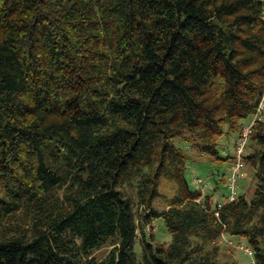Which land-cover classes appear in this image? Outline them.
<instances>
[{
  "label": "trees",
  "instance_id": "16d2710c",
  "mask_svg": "<svg viewBox=\"0 0 264 264\" xmlns=\"http://www.w3.org/2000/svg\"><path fill=\"white\" fill-rule=\"evenodd\" d=\"M263 96L264 0H0V264H236L231 238L264 264V121L251 200L192 188L177 143L228 187Z\"/></svg>",
  "mask_w": 264,
  "mask_h": 264
},
{
  "label": "rangeland",
  "instance_id": "374dc122",
  "mask_svg": "<svg viewBox=\"0 0 264 264\" xmlns=\"http://www.w3.org/2000/svg\"><path fill=\"white\" fill-rule=\"evenodd\" d=\"M249 125V121L246 122ZM236 135L230 136L228 139L226 136L220 141V155L223 159H227L230 156L235 155V142ZM177 143L180 147H183L191 156L196 158V160H191L189 163V168L187 171V179L192 188L202 190L204 194L214 198L215 204L226 203L232 195V191L227 187L226 184L220 182V176H228V168L224 164H219L218 160L213 158L202 159L199 155L190 151L186 146L181 145L178 141ZM246 176L240 179L238 187V195H245L249 200L253 198L255 191V176L254 169L247 167L245 170ZM201 179L204 184L199 186L196 184V180ZM163 194H168L172 196L176 193L175 189L171 185L163 184L162 188ZM155 207L162 209L164 207L163 201L159 200L156 202ZM154 227H149L146 231L147 234L153 233L156 238L162 243H170L172 240L171 235L166 231L164 227L163 220H157ZM142 236V234H141ZM140 239V237H139ZM232 243L228 245H220V251L218 255V261L221 263H236V264H254V257L242 250V247L251 249L248 241L241 238H231ZM113 243H109L102 249L94 253V258L99 261L104 260L110 252L113 250ZM138 252H140L139 245L137 247Z\"/></svg>",
  "mask_w": 264,
  "mask_h": 264
},
{
  "label": "built area",
  "instance_id": "2783aa9c",
  "mask_svg": "<svg viewBox=\"0 0 264 264\" xmlns=\"http://www.w3.org/2000/svg\"><path fill=\"white\" fill-rule=\"evenodd\" d=\"M262 121H264V96L259 104L257 112L250 119L249 125L244 127L237 144L235 155L231 161V172L228 177V188L232 191V195L229 198V201H233L238 197L237 190L239 187V182L240 179L245 176V169L247 167V162L245 159L247 147L251 136L254 134L256 125ZM196 184L202 186L204 182L201 179H197ZM242 250H245L250 256L253 255V252L247 248L242 247Z\"/></svg>",
  "mask_w": 264,
  "mask_h": 264
},
{
  "label": "crops",
  "instance_id": "0c3cea01",
  "mask_svg": "<svg viewBox=\"0 0 264 264\" xmlns=\"http://www.w3.org/2000/svg\"><path fill=\"white\" fill-rule=\"evenodd\" d=\"M206 196V194H204Z\"/></svg>",
  "mask_w": 264,
  "mask_h": 264
}]
</instances>
